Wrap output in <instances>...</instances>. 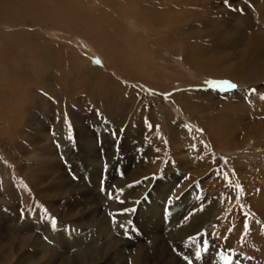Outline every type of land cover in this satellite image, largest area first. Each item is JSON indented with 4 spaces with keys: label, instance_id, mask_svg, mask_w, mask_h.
<instances>
[{
    "label": "rangeland",
    "instance_id": "374dc122",
    "mask_svg": "<svg viewBox=\"0 0 264 264\" xmlns=\"http://www.w3.org/2000/svg\"><path fill=\"white\" fill-rule=\"evenodd\" d=\"M157 2L45 0L48 19L58 16L67 24L60 28L68 33L51 20L34 25L38 22L26 21L22 27L0 23V32L21 30L27 44L49 52L48 60L42 52L41 57L55 73L54 85L45 92L37 93L32 86L40 97L29 90L20 96H0V107L8 114L21 100L35 106L27 125L22 121L0 127V264H223L221 255L232 256V264H264V216L254 206L264 205V79L246 84L229 75L210 77L198 65L186 62L178 46L156 48L153 44L163 28L151 20V13L144 12V5L153 3L156 8ZM249 2L257 11L247 17L245 10L252 8L246 6ZM262 9L264 0H228L220 5L219 10L233 13L235 26L222 39L234 36L239 28L244 37L264 36L257 29L264 25ZM73 12L86 14L91 28L106 25L110 38L120 41V49L129 47L136 56L114 69L110 59L68 27ZM41 30L43 37L37 35ZM10 41L0 35V94L11 80L9 72L31 82L24 78L21 60L28 54L26 48H15ZM242 47L240 43L226 51L231 60ZM72 54L80 60L69 61L74 59ZM15 56L17 67L13 68ZM85 63L95 69L104 66L114 92L128 91L133 96L130 116L141 119L140 124L151 123L154 109L163 114L162 121L152 120L147 134L125 138V129L117 133L112 119L87 106L90 102H84L83 93L72 100L78 118L74 119L76 112L68 115L71 98L61 93L63 101L53 100L54 81L67 82V66L73 76L86 68ZM146 64L159 69L152 72L145 69ZM126 69L140 73L135 78ZM207 81H231L237 87L225 90L226 85ZM65 115L74 130L60 136L53 124ZM37 117L44 118V123ZM169 120L176 127L173 132L168 129ZM159 131L166 145L151 138ZM172 152L174 160L164 174ZM144 155L156 163L149 172L140 165ZM154 186L159 194L153 201ZM150 199L152 203L147 202ZM152 205L159 210L149 220L140 207L148 212ZM52 217L57 220L55 230L49 226ZM254 224L262 230L253 231ZM205 240L207 250L197 257Z\"/></svg>",
    "mask_w": 264,
    "mask_h": 264
},
{
    "label": "bare ground",
    "instance_id": "6f19581e",
    "mask_svg": "<svg viewBox=\"0 0 264 264\" xmlns=\"http://www.w3.org/2000/svg\"><path fill=\"white\" fill-rule=\"evenodd\" d=\"M31 1L33 2L32 6H30L28 0H0V23L22 27L26 25V21H37L38 23H32V25H34L44 22L46 23L51 20L56 24V28L68 33V30H63L60 28L66 23L64 21H61L58 16H54L48 19V15L44 10H47V7L49 6L45 5V0ZM154 1H158L157 3H159V6L157 5V7L155 8L153 7V3H151L150 5L145 4L144 12L151 13V20L156 25L158 24L159 26H161V28H163V33L158 36L159 40L156 39L153 44L154 46H156V48L170 45L178 46L180 52L184 53V60L186 62H188L192 67L195 68L198 65V70L205 72V74H208L210 77L211 75L217 78L219 76L229 75L238 78L241 83L246 84L248 82L254 83L257 80L264 79V36L254 35L253 37H244V31L239 28V30L235 31L234 36L226 37L228 39L223 40L222 37L231 32L229 30L232 27H235L232 26V22L234 20L233 13L229 14V12L227 13L224 10H219L220 5H226L224 2L220 3L216 0ZM250 3L252 2L247 3L246 6ZM160 6L163 8H161ZM252 6L253 5L250 4V7ZM206 7L208 8V10L206 9ZM256 11L257 6L252 7L249 11L245 10V13L248 14H245L244 16L248 17L249 14H254L256 13ZM261 12L264 13V9H262ZM229 15L233 16V18H230ZM87 20L88 17L86 16V14L81 12H73L69 15L68 27L73 33L78 35V37H81L84 41L91 43L93 48L96 47V49H94L95 51H100L96 53H98L100 56H102L101 54H103L105 56L104 58L110 59L114 69H120L122 67V63L127 64L130 58L136 56V53L132 52L129 47L126 50L120 49V41H118L114 37L110 38L109 33L111 32V29L106 25L99 23L98 27L91 28L92 21L89 20L87 22ZM93 21L98 23L94 18ZM136 25H138V27L140 26V24ZM257 29L264 33V25L260 26ZM10 32L11 33L8 34L0 32V35L6 37V39L8 40H11L8 43L9 45H13L15 48H19L20 45H22L26 48L25 50L28 54L23 55L22 53L23 56L21 57V60L24 64V78L31 80V82L27 80L23 81L25 79L21 81L15 73L9 72L7 78H11V80L7 81L5 88L6 91L2 92L1 89L0 96L6 94L7 96H13L14 94H19L20 92L26 90L35 92L34 90H32V86L37 91V93L45 92L47 88L51 86L52 79L54 78L55 73L48 69L47 64L41 57V52L45 55L46 60L49 59L50 53L41 51V47L39 48L35 44L33 46V43L27 44L25 42V35L21 30L17 29L15 30V32ZM40 32H44V30L37 32V35L43 37L44 33ZM145 33H147V31H145ZM123 34L124 33H122L121 35ZM145 43H147V41ZM240 43L243 45L240 54L234 57L233 60H231L229 54H227L226 51L235 50L237 45H239ZM19 54H21V52ZM72 55H74V59H71V57L69 59L68 57L65 63H67L68 59L69 61L80 60L76 57L75 54ZM16 57L17 56L13 58V68L17 67V62H15L14 64ZM191 60L194 61L195 64H192ZM0 62H2L1 58ZM85 65L86 68L79 70L73 76H71L72 74L69 73V66H67L66 73L67 75L69 74L68 81H54L57 87V91L56 96L53 98V100H58V102L63 101L66 94H68L71 98V106L69 104L70 107H66L69 113L68 115H71L72 112H76L74 113V119L78 118L79 110L72 108V100H76V96L83 93L85 95L84 102L86 100L90 102L87 106L92 107L96 111L104 112V115H106L108 119H112V123L114 124L113 127L116 129L117 133H121V129H125L124 133L122 132L125 138L130 137L128 134L132 135L131 139H136L141 135L147 134L148 130H150L153 124L152 120L155 121L154 123L162 121L163 114L154 109V113L152 115L153 118L149 120V122L151 123L145 122L144 124H140L141 119L139 120L135 118L136 116L134 117V115L130 116L132 109V106L130 105L133 103V96L128 94V91L124 92V94H121L122 92H117L118 94L114 92L112 86L110 85L111 78L106 74L104 66L96 67L95 69L93 67H89L86 63ZM75 69L76 68L74 67L73 72L75 71ZM145 69L152 71V69L156 70L159 68H153V66H151L150 64H146ZM84 70L86 71V73H83ZM128 72L133 73V75L136 76L135 78L138 77L137 73H140L137 69H126L125 73ZM1 75L2 73L0 71V78ZM159 76L162 77V75ZM83 77H85L86 79H83ZM52 85H54V83ZM62 86H64V88L68 91H66L64 88L62 89ZM37 93L35 92L36 95H38ZM61 93L64 96L63 98L61 97ZM119 95L123 99L119 100ZM197 95L198 94H196L195 96ZM14 106V109L9 112L10 114L6 113L8 111L4 107H0L1 128L5 126L2 125L5 123H21L22 121H24L27 125L33 120V115L35 114L34 105L31 106L21 100L20 102L18 101L16 104H14ZM42 106L44 105L42 104ZM117 108H120L121 111L117 110ZM144 109L148 110L146 108ZM152 110L153 109H149V111L151 112ZM36 119H40V124L43 122H41V120L45 121L44 118L37 117ZM171 123L172 122L169 120L168 129L173 132L176 127L171 126ZM69 126L71 128V131L74 130L73 125L68 122L66 115L60 117L59 120L53 124L54 130L59 135L60 133L66 135L69 132ZM135 126L136 129L132 130V128ZM162 127L164 128V126ZM164 136L165 135L163 134V131H159L155 137L151 138H155L159 141L161 140V145L163 146L166 145ZM174 154L173 152L171 153V158L169 159L167 167H165L164 169V174L168 173L167 171L170 167L169 165L170 163H172L171 161L174 160ZM157 164L159 165V163ZM30 165L37 166L38 164L31 163ZM140 165L145 172H149L151 171L152 167L156 165V163L154 165L153 157L144 155V160L140 162ZM161 186H164V181L162 182ZM123 189L126 188L124 187ZM158 194V187L154 186L153 190L150 192V198L154 201V199L158 197ZM151 199L147 202L152 203L153 201ZM143 203L145 202L142 201V204ZM254 206L258 208L259 214L261 216H264V205L262 206V204L254 203ZM140 210L142 213H148L149 216H147V219L150 220L155 216L159 209L157 210L156 205H152V209H150L148 212L142 207H140ZM263 218L264 217H262V219ZM144 223L145 220H142L141 224L144 225ZM251 228L253 231L262 230L260 226H258V224H254Z\"/></svg>",
    "mask_w": 264,
    "mask_h": 264
},
{
    "label": "snow or ice",
    "instance_id": "6c2138e0",
    "mask_svg": "<svg viewBox=\"0 0 264 264\" xmlns=\"http://www.w3.org/2000/svg\"><path fill=\"white\" fill-rule=\"evenodd\" d=\"M224 3L227 5L228 4V0H224ZM242 11V10H241ZM96 63H99V61L97 60ZM206 83H209V84H212V85H215V84H221V85H226V89L225 90H229V89H235L237 87V85H235L234 83H232L231 81H207ZM251 91H255V89H252ZM261 99H264V95L261 96ZM67 122V121H66ZM69 132H71V128L69 126ZM69 139H71V135H69L68 137ZM75 178V177H74ZM138 183V182H137ZM237 187H239L237 185ZM101 191H104V188H103V181L101 182ZM122 191V190H121ZM108 196L109 198H112V193L109 192L108 193ZM118 199V197H117ZM123 211L125 212H131V211H135V209H124ZM112 215V214H110ZM115 216H113V223H115ZM128 224H131V221H128L127 222ZM49 226L55 230L56 227H57V220L55 217H52L51 220H50V224ZM120 228H125L126 225L125 224H120L119 225ZM245 228L247 229V223L245 224ZM125 235H127V232H125ZM194 239V238H193ZM207 246H208V241L205 240L204 241V247L200 250H198L195 255L197 257L200 256L201 254V251H206L207 250ZM185 259L187 260L188 257H185ZM221 260L223 261V264H232V261H233V257L232 256H229V255H221ZM189 264H191V261H189ZM237 264H239V262L237 261Z\"/></svg>",
    "mask_w": 264,
    "mask_h": 264
}]
</instances>
